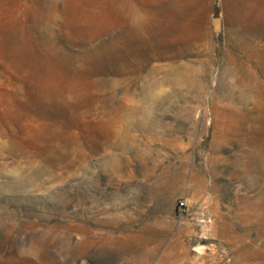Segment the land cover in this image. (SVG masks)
<instances>
[{
    "label": "rangeland",
    "instance_id": "obj_1",
    "mask_svg": "<svg viewBox=\"0 0 264 264\" xmlns=\"http://www.w3.org/2000/svg\"><path fill=\"white\" fill-rule=\"evenodd\" d=\"M0 264H264V0H0Z\"/></svg>",
    "mask_w": 264,
    "mask_h": 264
},
{
    "label": "built area",
    "instance_id": "obj_2",
    "mask_svg": "<svg viewBox=\"0 0 264 264\" xmlns=\"http://www.w3.org/2000/svg\"><path fill=\"white\" fill-rule=\"evenodd\" d=\"M178 210H183L185 208V202L184 201H179L177 204Z\"/></svg>",
    "mask_w": 264,
    "mask_h": 264
}]
</instances>
